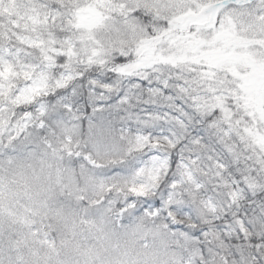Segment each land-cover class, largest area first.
I'll list each match as a JSON object with an SVG mask.
<instances>
[{"label":"snow or ice","instance_id":"snow-or-ice-1","mask_svg":"<svg viewBox=\"0 0 264 264\" xmlns=\"http://www.w3.org/2000/svg\"><path fill=\"white\" fill-rule=\"evenodd\" d=\"M0 264H264V0H0Z\"/></svg>","mask_w":264,"mask_h":264}]
</instances>
